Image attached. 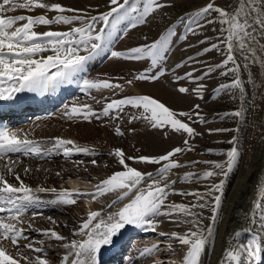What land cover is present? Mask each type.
Instances as JSON below:
<instances>
[{"label":"snow or ice","instance_id":"1","mask_svg":"<svg viewBox=\"0 0 264 264\" xmlns=\"http://www.w3.org/2000/svg\"><path fill=\"white\" fill-rule=\"evenodd\" d=\"M139 4L140 0H109L108 11L91 15L87 10L67 7L59 2L50 3L49 0H0V101L15 100L18 94L26 92L43 95L71 84H82V91L86 93L93 89L123 90L121 84L109 80L82 79L81 74L88 71L90 61L111 45L115 31L122 21L132 17L134 23L131 27L135 28L145 24L151 14L172 6L160 0H143L142 7H138ZM20 10L26 13H35L36 10L42 12L34 15L15 14ZM185 20L187 26L184 35L179 37L180 40H187L189 34H202V30L208 25H219L218 30L216 27L212 28L213 32L218 31V35L215 41L209 37L199 40V44L209 46L195 56H189L186 61L177 63L172 72L186 65L203 64L198 58L213 51L222 55L223 59L217 64L208 63L199 76L196 72L200 69L193 68L184 75L175 76V81L188 80L197 84L193 91L203 99L206 85L200 82L219 70L221 76L231 77V82L220 83L214 88L215 96L225 93L234 96L236 92L244 96L245 79L249 84H254L259 79L260 70H264V0H235L227 8L217 6L215 0H209L188 13L187 17H180V23ZM194 24L196 27H193ZM60 26L67 30H60ZM41 27L46 30L39 31ZM174 36L176 31L171 27L153 43L132 47L123 52L112 51L111 56L117 59L150 60L148 69L126 83L157 82L168 75L169 70L165 65L167 55L171 52V38ZM189 47L196 45L190 44ZM253 68L256 69L255 73ZM261 86L264 87V81H261ZM177 91L187 94L189 88L180 87ZM96 102L100 103L98 100ZM127 107L142 110L139 116L133 115L131 120L143 119L153 129H167L165 137L169 132L186 134L183 146L174 147L158 156H130L116 148L110 155L117 159L123 170L115 171L99 181L95 190L90 193L62 187L33 188L22 179V176L32 174V167L25 166L22 173L17 168L24 163L20 157L44 161L51 160L55 155H62L76 168H80L84 161L71 158L78 154L92 155L93 149L63 137L51 138L50 146L45 147L46 142L30 139L29 134L22 130L0 127V214H3L0 215V264H53L49 251L43 246L45 240H34L30 235L32 232L48 241L57 242L50 244L49 248L65 250L58 264H103L104 252L108 250L106 246L115 247L126 226L157 232L164 223L160 219L162 217L177 226H191L183 233L159 231L158 235L167 237L169 241H178L179 245L186 248L181 264H201L215 230L214 225L220 220L225 179L237 165L241 152L237 147H232L226 153H218L226 156L223 162L193 160L186 165L175 159L182 153L194 151L195 146L190 144V140L202 133L191 126V122H194L191 112L175 111L150 95H129L113 99L100 112H96L90 104L74 103L71 107L66 106L65 115L69 120L82 119L88 122L93 118L104 117L119 120ZM195 109L199 123L206 124L207 121L199 111L200 105L197 104ZM245 114V108L241 107L224 115L243 120ZM208 131L212 134L227 129ZM235 131L239 132L240 129ZM115 133L118 136L124 135L118 126ZM229 143L237 144L238 140L234 137ZM208 152L211 153L212 150L209 149ZM130 161L160 167L155 172L145 173L131 166ZM90 163L97 165L95 159ZM196 164L209 165L213 170H205L198 175L189 171L179 182L191 183L194 176L197 177V183L201 179L216 177L221 178L220 182L207 184L204 191L177 190L174 186L178 181L170 179L173 170ZM41 170L35 169L36 172ZM84 170L87 171L86 168ZM43 171L49 172L50 169ZM55 175L63 178L59 171ZM117 192L120 195L108 205L109 208L115 207V211L89 209L78 227L72 229L70 237L56 230V220L51 216L44 217L43 212L39 211L46 204L76 205L77 199L81 197H91L96 201L106 194ZM41 193H51L55 199L45 202L40 198ZM170 195L185 198L191 196L194 200L187 204L176 203L169 201ZM33 209L36 210L31 211L29 216ZM204 209L211 212L208 219L212 226L206 227L203 223ZM258 214L261 228L264 229V186L258 189V198L253 201V209L246 216L247 224L234 231L233 239L229 241L219 264H264V237L256 232L255 227L248 226L258 223ZM38 217L47 219L56 227H37L35 221ZM64 227L67 228L68 225L65 224ZM245 236L248 238L244 239ZM158 251L159 244H153L141 250L140 256H150ZM168 251L175 254L171 243L168 244Z\"/></svg>","mask_w":264,"mask_h":264},{"label":"rangeland","instance_id":"2","mask_svg":"<svg viewBox=\"0 0 264 264\" xmlns=\"http://www.w3.org/2000/svg\"><path fill=\"white\" fill-rule=\"evenodd\" d=\"M88 1L91 4L88 3L87 5H85L83 10H87L91 15H99L102 12L108 11L110 8L109 0ZM160 2H168L172 6L165 7L151 14L147 18V22L145 24L137 25L135 28L131 27L132 23H134L132 17H129L128 19L122 21L117 27L113 41L111 45H109L106 49L102 61L98 65H96L94 69L90 70L84 75V78L90 80H109L112 83L121 84L123 86V90L117 88L111 90L109 93H104L93 89L89 90V92L86 93L82 91V85H80L77 89H75V91L73 90L71 93L66 95L65 99L60 105L59 110L65 109L66 106L71 107L74 103H79L90 104L96 112H100L102 111L103 107L113 99H120L125 96L135 95V93L136 95H150L154 98H158L166 106L172 108L175 111H186L192 113L194 122H191V126L194 127L198 133H202V135L197 136L193 140H190V144L195 146V150L197 152H202L203 155L211 161L223 162L226 159V156L219 155L218 153H226L232 147H237L241 152V157L238 160L237 165L241 163L243 158H246L248 166L258 148L259 143L261 144L264 139V87L261 86V81H264V70H260L259 79L254 84H249L245 79L246 92L244 96H241L239 92H236L234 96L226 93L215 96L213 92L214 88L218 87L220 83L231 82V77L221 76L220 71L218 70L217 72H214L210 78H206L205 80L200 82L206 85V89L203 93V99H200L193 91L197 87V84L192 83L188 80H180L176 82L175 76L184 75L186 72L192 71L193 68L200 69V71L196 72V75L199 76L202 74L205 66L208 63H220L223 59V56L213 51L206 54L205 56H201L198 58L199 61L204 62L203 64L195 63L186 65L183 68L176 69L174 73L172 72V69L175 68V65L177 63L186 61L189 56H195L197 52L209 46L208 44H199V40L204 39L205 37L211 38L212 41L216 40L218 31L213 32L212 28L216 27L218 30L219 25H208L205 29L202 30V34H198L195 36L189 34L187 40L179 39L180 36L184 35L185 28L187 26L186 20L184 23H180V17H187L188 13L197 10L201 6L208 3L209 0H160ZM234 2L235 0H215L217 6L225 8H227ZM142 6L143 0H140V4L138 5V7ZM135 15L136 14H133V16ZM213 16H215V14H213ZM55 27L56 26H54V28ZM171 27L175 28L176 36L171 38V52L167 55V64L165 66L169 70L168 75L162 77L161 80L157 82L134 81L133 84H127L126 81L132 80L134 76L140 74L141 72H144L150 67V60L134 61L117 59L111 56V52H123L132 47H139L145 44L153 43L157 39H159V37L163 35L168 30V28ZM193 27H196V25L194 24ZM42 28L44 27H41L39 29ZM60 30L67 29L64 26H60ZM190 44L196 45V47H189ZM253 72H256L255 68H253ZM180 87L189 88V93H179L177 89ZM137 88L141 90V94H137V92H135ZM92 97H95L96 99L93 100ZM97 100L100 101V103H97ZM197 104L200 105L199 111L207 121L206 124L199 123V120L196 118L195 112L197 110L195 109V106ZM241 107H244L246 112L243 120L224 115L225 113L236 111ZM140 111L142 110L127 107L121 114L119 120L112 119L110 117H104L102 119L93 118V122L103 124L105 120H109V122L113 121L111 125L112 130H114L115 132V128L118 126L124 132L123 136L116 135L117 140L121 142L124 140H130L135 134L138 133H156L157 135H159L161 139L160 141L164 142V145H156L155 147H153L154 149L152 148L150 151V149H143L134 140L132 141L133 143H135L132 144V150L134 151L133 153L135 156H158L166 153L167 151H170L174 147L183 146L182 142L186 138V134H175L169 132L167 137H165L164 132L167 131V129H153L147 123V121L143 119H136L134 121L131 120V117L133 115L139 116ZM41 116L43 117L44 115H36L35 118H40ZM237 128L240 129L239 132L235 131V129ZM133 129L135 131H133ZM209 129H227V131H218L209 134ZM234 137L238 140V143H229V141H231ZM209 149L212 150L211 153L208 152ZM110 153H94L92 155L80 156L75 155L73 157H76V160H83L85 163H90L92 159H95L97 161V165L94 166H99L101 162H103L104 165L116 163L119 168L114 169L113 173L115 171L123 170L122 166L118 164L117 159L113 155H110ZM192 154H194V151L185 152L180 154L175 159H179L182 163L187 164V160L188 158L192 157ZM57 159L64 160L65 158L62 155H59ZM129 163L131 164V166L136 167L138 170L145 173L155 172L156 169L160 167L157 165L152 166L142 163H134L131 161ZM187 167L189 168L188 170L191 171L192 166ZM216 178H211L212 181L211 179L207 181H209L210 183H219L221 178ZM192 183L197 185L196 180H193ZM184 186L183 190L188 191L205 190V187L203 186H196L195 189L189 187V184H185ZM119 195L120 193L118 192L109 193L103 197H100L97 201H100L99 203L103 205L106 204L110 199H113L115 196L118 197ZM193 200L194 197L191 196L187 198L182 197L178 199L176 203L187 204ZM85 203V198L81 197L77 199L76 205H70L69 207L72 208L76 214V208L80 205H85ZM60 213V210H55L50 211L49 215H59ZM203 214L205 217L203 221L204 225L206 227L212 226L211 221L208 219V217L211 215L210 210L204 209ZM60 216L70 218V216L66 213ZM70 222L73 224V221ZM69 229V227L66 228L64 232H69ZM139 233L140 232H136L135 234L131 235L129 241L123 244L118 253L112 254V256L110 257L107 256L105 260L103 259V264H130L131 261L129 262V260L135 255L136 251L139 250L137 245L135 244V241L147 240V244L151 242V236H142ZM166 241L169 242V240L165 239V243ZM177 242L178 241L175 240L170 241L171 244H175ZM173 248H176L175 255L182 260V257L186 253V248L181 245H177ZM206 254L202 257L201 264H206V260L208 257V255ZM150 258L151 259H147L146 261L154 259L153 255ZM144 262V259H136L132 263L145 264ZM173 263L174 262H171L170 264Z\"/></svg>","mask_w":264,"mask_h":264},{"label":"bare ground","instance_id":"3","mask_svg":"<svg viewBox=\"0 0 264 264\" xmlns=\"http://www.w3.org/2000/svg\"><path fill=\"white\" fill-rule=\"evenodd\" d=\"M49 2H59L64 6L76 9H84L85 5L90 3L88 0H49ZM41 12L42 10H36L35 13H26L23 10H20L15 14L34 15L40 14ZM49 15H52V13H49ZM38 30L44 31L46 29L42 28ZM107 48L108 47H106L104 51L101 52L94 60L89 62L87 66L88 71L86 73L94 69L95 66L102 61ZM84 75L85 73L81 74L82 79L84 78ZM80 85L82 84L64 85L55 91L48 92L43 95L27 92L20 93L17 95V98L15 100L0 101V106H3L4 108L0 110V121H4V118H7L12 125L11 128L13 130H22L24 133L29 134L30 139L46 142L45 147L50 146L51 138L63 137L73 139L79 145L93 149L94 153L97 154H109L116 148H120L127 155L135 156L133 153L134 151L132 150V144H135L132 142L134 140L143 149H150V151L156 145H164V142L160 141L161 139L156 133H138L135 134L130 140H124L122 142L118 141L116 133L111 128L113 121L109 122V120H105V122L101 124L98 122H93V119L91 120V122L83 121L82 119H67L65 115L67 109L65 108L59 110L60 105L65 99L66 95L71 93L73 90L75 91V89H77ZM111 90L106 89L100 91L109 93ZM135 92H137V94H141V90L138 88L135 90ZM36 115L44 116L35 118ZM80 155L85 154H78V156ZM58 156L59 155L53 156L51 158L52 161H41L35 158L20 157L24 161V163H22L19 168H17V171L22 173V170L25 166L32 167V174L27 177L22 176V179H24L25 182L33 188L45 186L56 187L57 189H60L62 187L65 189H78L81 192L90 193L95 190V185L99 183V181L113 174L114 169L119 168L116 163L104 165L103 162H101L99 166H94L91 165V163L84 162V165H82L80 168H76L73 163L66 159L58 160ZM71 159L76 160V157H72ZM193 160L204 161L209 159L204 156L202 152H197L196 150H194V154H192V157L188 158L187 161L189 163ZM188 163L186 165H188ZM37 168H40L42 170L36 172L35 169ZM85 168L87 169V171L84 170ZM43 169H50V171L45 172L43 171ZM188 169L189 168L186 166L178 170H173V174L170 176V179H175L178 181V183L174 186L177 190H183V186L185 184H189V187L195 189L196 186L205 187L210 183L209 181L203 179H201L200 182L197 183V185L192 182H179L183 175L190 171ZM205 170L213 169H211L209 165L204 164H196L191 168V172L196 174H200ZM58 171L61 172L63 178L57 177L55 175V173ZM9 179L12 180L11 177ZM196 179L197 177L194 176L193 180L195 181ZM216 179H218V177ZM12 182H14V180H12ZM260 186H264V139L261 144L259 143L250 164H248L247 166V160L246 158H243L241 163L234 167L233 171L224 182L220 220L214 226L215 230L206 249V255H208L206 264H219L223 252L229 245V241L233 239L234 231L239 230L242 226L247 224L246 216L247 214H249L250 210L253 209V201L258 198V189ZM39 195L41 200L45 202L55 199V197L51 193H41ZM180 198H182V196L180 195H170L169 201L176 202ZM115 199H117L116 196L113 199L107 201L106 204L101 205L99 203L100 201H93L91 197L85 198V205L78 206L76 208V214L74 210L69 207V205L46 204L44 207L40 208L39 211L43 212L44 217L51 216L54 220H56L58 223V227L53 226L47 219H44L42 217H38L35 223L36 226L40 228L56 227V230L59 231L62 235L70 237L72 229L78 227V223L82 218L86 217L87 211L89 209L103 210L104 212L115 211V207H108V205L111 204ZM118 206L122 205H117V207ZM35 210L36 209L30 210L29 216H31V211ZM55 210H60L61 213L59 215H49L50 211ZM65 213L68 214L70 218L60 216ZM160 219H163L164 223L161 224L157 232H151L147 230H141L132 226H126V228L122 230V238L115 245V247L106 246L108 250L104 252L103 259L105 260L107 256L110 257L112 256V254L118 253L123 244L129 241L131 235L135 234L136 232H140L139 234L142 236H151V242L149 241L150 243L147 244V240L135 241V244L137 245L139 250L136 251L135 255L129 260V262L131 261L130 264H133L132 262L136 259H144L145 264H147V262L148 264H170L171 262H174L173 264H181V259H179L178 256H176L172 252L168 251V244L170 243V241H166L165 243V239L168 240L167 237L159 236L158 232L176 231L183 233L185 232V230L187 231L191 226H177V224L169 222L163 217ZM70 221H73V224ZM65 224H67L70 228L69 232L66 233L64 232V230L66 229L64 227ZM248 226L255 227L256 232L260 233L261 237H264V229L261 228L259 222V214L258 223L255 226L251 224H248ZM30 235L34 240H45L43 246L49 251V255L53 260V264H58V261L64 254L65 250H63L62 248H49L50 244H55L57 242L48 241L45 237L40 236L34 232L30 233ZM243 238L247 239L248 237L245 236ZM157 243L159 244L160 251L152 254L154 259L146 261L147 259H151L150 257L152 255L146 257L140 256L141 250H143L145 247H151L153 244ZM177 245H179L178 242L172 244L173 247ZM176 248L173 249L175 250ZM57 253H59V255H57ZM25 254L27 255L30 253Z\"/></svg>","mask_w":264,"mask_h":264}]
</instances>
